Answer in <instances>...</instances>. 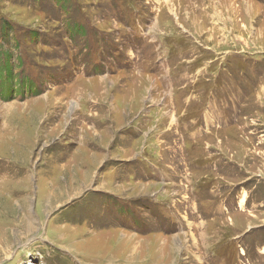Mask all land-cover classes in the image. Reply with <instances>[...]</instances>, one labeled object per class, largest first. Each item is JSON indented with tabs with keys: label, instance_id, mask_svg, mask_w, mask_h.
Segmentation results:
<instances>
[{
	"label": "rangeland",
	"instance_id": "rangeland-1",
	"mask_svg": "<svg viewBox=\"0 0 264 264\" xmlns=\"http://www.w3.org/2000/svg\"><path fill=\"white\" fill-rule=\"evenodd\" d=\"M0 264H264V0H0Z\"/></svg>",
	"mask_w": 264,
	"mask_h": 264
},
{
	"label": "trees",
	"instance_id": "trees-1",
	"mask_svg": "<svg viewBox=\"0 0 264 264\" xmlns=\"http://www.w3.org/2000/svg\"><path fill=\"white\" fill-rule=\"evenodd\" d=\"M56 4H58V2H57ZM79 32H80V30L78 29V30H77V33H79Z\"/></svg>",
	"mask_w": 264,
	"mask_h": 264
}]
</instances>
